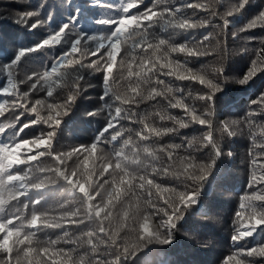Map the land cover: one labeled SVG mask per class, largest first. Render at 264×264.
I'll use <instances>...</instances> for the list:
<instances>
[{
	"label": "snow or ice",
	"instance_id": "1",
	"mask_svg": "<svg viewBox=\"0 0 264 264\" xmlns=\"http://www.w3.org/2000/svg\"><path fill=\"white\" fill-rule=\"evenodd\" d=\"M249 2L238 0L226 16L242 13ZM140 5H144V0H121L118 5L110 0H86L76 4L69 0L64 22L51 28L32 46L18 47L0 64L7 73V86L0 82V97H3L0 116L17 111L16 121L25 114L36 116L19 128L16 124H9L7 129L0 126V134L9 133L6 140H0V264H130L138 253L151 245L171 244L174 233L180 229L178 225L200 202L205 182L224 155L214 131L221 133V139L224 135L231 137L236 135L232 125L240 123H246L250 130L253 147L249 154L253 157L254 168L261 172L259 177L254 172L249 188L261 185V189L241 197L235 213L237 219L233 222L235 234L231 237L236 251L227 256L223 264H252L249 258L264 257V244L245 248L241 243L254 237L258 228L264 226V163H261L264 161V127H259L258 132L252 130L257 127L254 117L264 111H249L240 121H221L214 128L216 106L220 101L218 94H222L223 89L201 74L203 69L194 71L187 67L192 58L211 54L206 47L212 39L210 33H201L202 39L195 40V33L209 25V19H201L199 13L207 15L210 12L211 17L219 13L195 0H179V3L153 0L151 6L144 5L143 11ZM91 12L95 15H86ZM32 18H36L35 22L30 23ZM89 20L92 29L101 34L93 35L85 29L84 24ZM222 20L227 29L229 20ZM16 23L31 31L46 23L51 26L52 14L49 13L44 21L39 18L38 11L19 12ZM257 27L264 29V10L239 31L247 32ZM175 34H184L185 42L173 43ZM190 40L193 46H189ZM53 49L57 50L56 54L41 64L42 70H32L29 74L27 58L33 53L43 54ZM173 54L182 55L183 61L174 60ZM256 56L258 59L252 60L239 84L248 83L259 70H264V48L258 49ZM216 72L222 74L223 69ZM95 73L102 75V107L98 112L107 109L106 125L90 145H79L67 154H54L52 144L61 131L63 117L83 91L81 81L85 80V74ZM169 78L204 86V94L192 97L202 102L204 111L197 114L194 105L185 102L183 88L174 89L171 83H165ZM120 81L127 82L123 93L113 89V84ZM24 84L29 86L27 92L20 91V85ZM58 88L68 92L60 101L36 99L33 102L30 99L41 90L46 98H53ZM161 100L166 102L167 109H181L188 121L158 109L137 111L149 102H153L155 109ZM251 104L264 110V92ZM41 110L47 112L46 117L41 115ZM150 118H158L161 124L171 121L173 126L157 127L149 123ZM122 121L139 127L125 128ZM38 123L47 125V130L31 139L21 135ZM190 123L207 129L199 144L193 137L179 144L152 147L164 136L178 135L179 129L187 128ZM120 141L121 147L110 152L101 147ZM206 150L211 151L207 162L198 161L197 153L203 154ZM180 151L186 155H180ZM98 152L100 155L93 160ZM65 155L69 160L75 156L78 161L75 167L68 168ZM45 156L55 161L53 167H40L41 158ZM36 173L43 178L37 179ZM52 188L66 191L73 201H78L79 207L65 200L58 204V215L40 211L44 194ZM33 191L40 198L32 199L30 193ZM116 209L121 211L114 215ZM93 223L95 228L80 231ZM70 228L80 231V235L73 238ZM41 229H58L62 235L42 241L36 238V232ZM127 232L135 234L134 243L129 244L121 235ZM101 247L104 253L100 252ZM81 249H84L83 254Z\"/></svg>",
	"mask_w": 264,
	"mask_h": 264
},
{
	"label": "trees",
	"instance_id": "2",
	"mask_svg": "<svg viewBox=\"0 0 264 264\" xmlns=\"http://www.w3.org/2000/svg\"><path fill=\"white\" fill-rule=\"evenodd\" d=\"M73 4L86 2V0H71ZM113 5H118L121 0H110ZM179 3V0H175ZM195 2L208 5L211 11L219 13L217 17H211L209 12L207 15L199 13L201 19H209V25L206 29L198 30L195 33V40L202 39L201 33L204 35L211 34L212 39L209 40L206 47L211 53L210 55L201 56L199 58H192L187 67L193 68L194 71H200L207 79H212L215 83H219L223 89L220 96V101L216 106V118L214 120V128L219 126L221 121H240L249 111L262 112L257 105H252L251 101L264 92V70H259L248 83L239 84L238 81L244 78L251 62L258 59L256 51L264 48V29L254 28L247 32H240L239 30L252 19L259 11L264 10V0H250L242 13H235L233 16H226V13L238 3V0H195ZM69 0H0V64L5 62V59L14 54L18 47H30L38 41L42 40L51 28L64 22L68 16ZM153 3V0H144V5ZM43 5V7H41ZM144 5H140V11L144 10ZM24 11H38L39 18L47 21L48 14H52V23L49 26L47 23L38 29L31 30L23 24L16 23V14ZM100 12L102 10H96ZM135 12L136 10H132ZM191 10H188V15H191ZM86 15L94 16L95 12L86 13ZM222 18L229 20L227 29L223 26ZM36 18H32L31 22H35ZM85 29L89 30L90 34L99 35V30L92 29L90 20L84 24ZM159 34V29H156ZM237 33V36H233ZM167 38V36L165 37ZM184 34H175L172 36L173 43H184ZM189 46H193L192 41H189ZM203 50V48H201ZM57 50H47L45 53H33L27 58L29 74L32 70H42L41 64L50 61L56 54ZM93 59L95 57H92ZM172 58L183 61L184 57L179 54H173ZM119 61V57H118ZM223 69L222 74H218L216 70ZM115 71V70H114ZM117 79L119 80V72ZM126 75V73H125ZM6 71L0 67V82L6 84ZM23 79V71L21 72ZM126 81H120L113 84V89L121 93L124 92ZM166 84L171 83L175 88H183L185 102L193 106L197 110V114L204 111L202 102L194 101L192 97L204 94L206 88L197 82L178 81L171 78L165 81ZM91 85V86H89ZM83 91L77 97L76 103L66 116L63 117V122L60 126L61 131L57 134V139L52 144L53 153L67 154L73 148L79 145H90L100 130L106 125L109 116L105 109L98 112L102 107L100 96L103 93L102 75L95 73L93 75L85 74V80L81 81ZM28 85H20L21 92L28 91ZM68 94L66 89H56L53 98H46V93L41 90L30 96L34 102L36 99H48L60 101ZM176 98H180L178 93H174ZM0 102H3V97H0ZM153 102L142 104L137 111L143 113L145 111L152 112L156 109L171 114L177 118H188L184 116L181 109H167L165 101L161 100L156 104V108L152 107ZM89 112H98L97 115L89 116ZM19 115L16 113L6 112L4 116H0V126L8 128L9 124H16L19 128L24 123H29L35 120V114H25L20 116L19 121L15 117ZM41 115L47 116V112L41 110ZM114 115V113H113ZM256 128L253 131H259V127H264V114L254 117ZM124 127L138 128L136 125H129L126 122ZM150 124H155L157 127L167 126L172 127L171 121H166L164 124L158 118L149 120ZM233 131L236 132L234 136L224 135L221 139V133L214 131V137L222 147L224 155L217 161L216 167L209 175L204 184V188L200 197V204L194 206L192 210L186 215L185 219L180 222L178 232L174 233V239L171 244L167 245H151L148 249L141 251L130 262V264H223L225 258L236 251V247L231 240L235 234L234 221L236 211L239 209L241 197L245 194H250L261 189V185H256L249 188V182L252 175L259 177L261 175L259 168H254L252 164L253 157L249 154L252 149V139L249 128L246 123L239 125H232ZM47 130V125L38 123L32 125L29 129L21 135L25 139H31ZM207 129L199 124L190 123L187 128H180L178 135L164 136L154 143L152 147L158 148L161 144L167 145L171 143L179 144L185 138H196L195 143L199 144L202 136ZM8 132L0 134V140H6ZM260 141V137H257ZM122 141L114 144H105L101 147L105 152H110L113 149H119ZM231 152L229 156L227 153ZM180 155H186L184 151H180ZM100 155L98 152L93 156V160ZM211 156V151L206 150L203 154L197 153L198 161L207 162ZM64 159L67 162L69 169L76 166L75 156L71 160L65 155ZM161 154V160H163ZM261 163H264L262 161ZM55 161L45 156L41 158L40 167H53ZM219 169L217 170V168ZM137 174H140L137 172ZM37 179L43 177L36 173ZM168 184L171 181L167 182ZM32 199L40 198L39 195L33 191L30 193ZM45 201L39 206L40 211H49L51 215H58V204L65 200L70 201L74 206L79 207L78 201H73L72 197L66 191H61L58 188H52L49 192L44 194ZM24 201V198H21ZM259 203V202H257ZM210 205V206H209ZM31 209H29L30 213ZM121 209L114 210V215ZM155 223V221H153ZM95 228V224H89L88 228H81L80 231ZM264 226L258 228L254 237L246 238L245 242H241L245 248L256 247L264 244ZM73 238L80 235V231L75 228H70ZM62 235L60 230L41 229L36 232V238L40 240L56 239L57 236ZM124 239L129 243L135 242V234L132 232L121 233ZM61 247H67L60 245ZM84 249L80 252L83 254ZM90 251V250H89ZM100 252L104 253L105 249L100 248ZM110 258V257H109ZM39 259V257H37ZM252 264H264V257L249 258Z\"/></svg>",
	"mask_w": 264,
	"mask_h": 264
},
{
	"label": "rangeland",
	"instance_id": "3",
	"mask_svg": "<svg viewBox=\"0 0 264 264\" xmlns=\"http://www.w3.org/2000/svg\"><path fill=\"white\" fill-rule=\"evenodd\" d=\"M197 205H198V207H200L201 206L200 202Z\"/></svg>",
	"mask_w": 264,
	"mask_h": 264
},
{
	"label": "clouds",
	"instance_id": "4",
	"mask_svg": "<svg viewBox=\"0 0 264 264\" xmlns=\"http://www.w3.org/2000/svg\"><path fill=\"white\" fill-rule=\"evenodd\" d=\"M219 169V167L217 168V170Z\"/></svg>",
	"mask_w": 264,
	"mask_h": 264
},
{
	"label": "bare ground",
	"instance_id": "5",
	"mask_svg": "<svg viewBox=\"0 0 264 264\" xmlns=\"http://www.w3.org/2000/svg\"><path fill=\"white\" fill-rule=\"evenodd\" d=\"M210 206V205H209Z\"/></svg>",
	"mask_w": 264,
	"mask_h": 264
}]
</instances>
